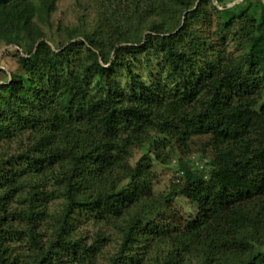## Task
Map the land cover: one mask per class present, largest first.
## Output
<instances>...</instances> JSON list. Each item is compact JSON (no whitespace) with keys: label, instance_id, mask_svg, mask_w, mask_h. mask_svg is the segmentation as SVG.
<instances>
[{"label":"trees","instance_id":"16d2710c","mask_svg":"<svg viewBox=\"0 0 264 264\" xmlns=\"http://www.w3.org/2000/svg\"><path fill=\"white\" fill-rule=\"evenodd\" d=\"M212 1L223 9L210 31ZM230 1L106 0L55 48L39 19L57 0H0V41L22 51L0 83V264H149L153 249V264H264V0ZM143 53L162 57L170 89L133 72ZM121 69L128 88L111 80ZM159 135L183 148L204 136L208 174L182 169V185L155 196L151 155L129 160ZM180 196L194 205L183 224Z\"/></svg>","mask_w":264,"mask_h":264},{"label":"rangeland","instance_id":"374dc122","mask_svg":"<svg viewBox=\"0 0 264 264\" xmlns=\"http://www.w3.org/2000/svg\"><path fill=\"white\" fill-rule=\"evenodd\" d=\"M249 1L251 0H231L227 6L237 12L240 6L247 5ZM105 3L106 0H57V9L52 13L48 21L39 19L42 28L48 36L47 40L53 45V47L58 48L64 45L67 41V29L78 27H80L79 29L91 28L97 19L98 9L100 10L101 8H104ZM213 5L217 6L220 10L223 9L215 1L207 2L206 7L210 13V22L208 25L210 31H213L216 27L217 16ZM238 30L239 26L237 24L229 30L231 34L227 37V41L225 42L227 53H230L231 51L235 52L236 50L233 38L234 36H237ZM21 52L20 49L6 46L4 42L0 41V83L8 81L11 73L18 71L19 64L17 62V54ZM82 54H85V52L82 51ZM145 59L146 53L137 57L133 64V72L146 78L150 82L157 81V83H159V85L161 84L164 89L166 87L169 88V86L171 88L172 80L168 79V68L162 57H151V63L149 65ZM111 80L120 84L124 88L129 87V81L126 78L125 69H121L119 73L112 75ZM205 141L206 138L204 136H195L188 141L189 147L183 148L174 142L169 143V140H167L165 136L159 135L155 143L134 147L133 155L129 161L131 165H135L143 155L149 153L151 159L148 160L147 163L156 176L152 185V193L155 196H165L173 191V189H178L182 185V169L204 168L206 169L204 174H208V166L206 163L212 156L210 151L205 152L203 150ZM163 142H165V144ZM161 143L164 145V148ZM11 147L10 154L12 155L17 152L20 153L22 149H26L27 143L25 141L24 144L23 141L13 142ZM156 150H161L164 161H162V158L157 159V155L155 154ZM5 151L7 152V149H5ZM58 203L59 201H54L50 204V209L55 210V208L58 207ZM172 203L174 209L180 210H176L180 213L181 218L178 222L183 224V221L187 219L188 216L182 205L185 204L192 208L194 207L193 203L182 196ZM76 229H78L79 232H82L83 235H88L90 237L89 242L92 241L91 237H94L95 231L98 230L92 221H85ZM120 238L119 235L114 232V235L109 238L107 245L103 248L102 254L98 255L99 260L106 262L107 257L110 254L113 255L116 253ZM257 248L264 252V241L258 243ZM160 249L161 248H159V250ZM156 251V249H153L149 254L143 256L144 260H148L149 264H153V258L157 254Z\"/></svg>","mask_w":264,"mask_h":264}]
</instances>
